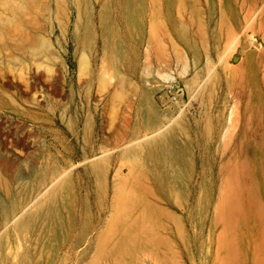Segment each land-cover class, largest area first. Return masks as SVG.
I'll list each match as a JSON object with an SVG mask.
<instances>
[{
    "label": "rangeland",
    "instance_id": "374dc122",
    "mask_svg": "<svg viewBox=\"0 0 264 264\" xmlns=\"http://www.w3.org/2000/svg\"><path fill=\"white\" fill-rule=\"evenodd\" d=\"M29 1L0 0V264H264V0ZM162 130L175 179L137 149Z\"/></svg>",
    "mask_w": 264,
    "mask_h": 264
},
{
    "label": "bare ground",
    "instance_id": "6f19581e",
    "mask_svg": "<svg viewBox=\"0 0 264 264\" xmlns=\"http://www.w3.org/2000/svg\"><path fill=\"white\" fill-rule=\"evenodd\" d=\"M30 2V4H31V7L32 6H35L36 4H37V0H30L29 1ZM57 3V2H56ZM18 8V7H17ZM170 135V131L169 130H162V131H160V132H158V133H156L155 135H153L152 137H150V138H148V139H146L145 140V142H144V144H142V145H140L139 144V147H137V149H142V148H144V146L145 145H147V146H149V147H151V148H153V151H154V153H155V155L157 156V159H159V158H162V161L166 164V166L168 167V170H169V174H170V176H171V178L172 179H175L176 177H177V175H176V172H175V169H174V167H173V165H172V161H171V152H170V150L167 148V146H166V141H167V137ZM130 153H132V151H130ZM158 161V160H157ZM101 162H103V161H101ZM97 172H101V170H100V168H98V170H96ZM62 177V176H61ZM60 179V178H59ZM58 180V179H57ZM63 185H64V182L63 181H61V182H59L57 185H56V187L53 189V191H51L52 192V194H51V197L49 198V199H47L46 200V202H44L41 206H40V208H49V209H51L52 207H53V205H54V203H55V201H56V199L60 196V190L62 189V187H63ZM135 193L133 192V195H134ZM129 198V197H128ZM127 198V199H128ZM130 200H131V198H130ZM129 200V201H130ZM134 201H130V203L131 204H129V206L131 205V207L133 206L134 207V203H133ZM127 204V203H126ZM128 208V207H127ZM133 209V208H132ZM128 210H130V207H129V209ZM122 211H124L123 209H122ZM127 211V210H126ZM132 212V211H131ZM160 212H161V210H160ZM122 213V212H121ZM165 214H166V212H165ZM120 215V214H119ZM161 215H162V213H161ZM170 215V214H169ZM119 217V216H118ZM164 217H167V216H165L164 215ZM168 217H170V216H168ZM20 218H21V216L19 217V218H17L16 219V222H18V220H20ZM172 218V217H171ZM170 218V219H171ZM176 219V218H175ZM175 219L173 220V222L175 221ZM118 220V219H117ZM116 221V220H115ZM177 221V220H176ZM178 224V223H177ZM176 224V225H177ZM126 230V229H125ZM124 230V231H125ZM124 231H123V233H124ZM117 234V232H115V235ZM111 235V234H110ZM112 237H109L108 236V238H107V240H106V242L107 243H105L106 245L108 244V241H112V238L113 237H115V235H114V233H112ZM109 238H110V240H109ZM154 239V238H153ZM150 240V239H149ZM110 243V242H109ZM104 244V245H105ZM128 250L130 251V245L129 244H126V242L125 243H123L122 241L121 242H119V240H118V242H116V243H114V245L112 246V247H110L109 248V250H107V251H109V253H110V251L111 252H114L115 254H116V259L119 261H117L116 259H115V261H117L116 263L118 264V263H120V264H127V262L124 260V257L125 256H123V255H126V254H128ZM107 251H105V253H106V255L108 256V254H107ZM106 255H104V256H106ZM111 255V254H110ZM103 257V256H102ZM108 258V257H107ZM115 263V264H116Z\"/></svg>",
    "mask_w": 264,
    "mask_h": 264
}]
</instances>
